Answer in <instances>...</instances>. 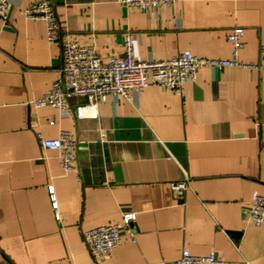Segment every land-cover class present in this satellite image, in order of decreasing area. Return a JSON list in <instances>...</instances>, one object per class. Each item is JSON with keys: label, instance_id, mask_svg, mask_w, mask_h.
<instances>
[{"label": "crops", "instance_id": "0c3cea01", "mask_svg": "<svg viewBox=\"0 0 264 264\" xmlns=\"http://www.w3.org/2000/svg\"><path fill=\"white\" fill-rule=\"evenodd\" d=\"M38 1L11 0L0 17V264H163L184 248L264 264V220L246 215L264 196V0H51L62 27L104 58L123 53L126 33L138 59L228 58L240 26V58L255 65L203 66L181 93L149 84L96 106L72 97L67 113L34 105L62 67L61 42L23 13ZM61 130L77 142L71 171L39 141ZM179 180L182 194L171 188ZM127 211L135 240L97 260L84 232Z\"/></svg>", "mask_w": 264, "mask_h": 264}, {"label": "built area", "instance_id": "2783aa9c", "mask_svg": "<svg viewBox=\"0 0 264 264\" xmlns=\"http://www.w3.org/2000/svg\"><path fill=\"white\" fill-rule=\"evenodd\" d=\"M11 0H0V17L6 18ZM124 5H133L141 9L158 8L170 5L176 0H119ZM27 18L43 20L46 25L47 39L50 43L61 42L62 67L61 76L55 80L52 88L34 100L36 107L57 108L62 113L68 112V101L72 97H82L87 104L96 106L110 95L122 94L129 96L132 90L142 89L149 84H155L177 93L182 92L183 85L195 80L200 68L211 66H255L241 60L240 50L244 46L243 27H235L228 34L232 43V54L228 58L200 57L184 50L167 59H138L134 54V35L125 34L122 54H110L102 57L95 45L90 42L80 43L75 34L64 29L58 18L51 0H40L23 10ZM81 115L82 106L76 108ZM54 123V120H50ZM42 146L59 152L60 163L65 171L75 169L76 138L69 130H61L57 137L40 136ZM188 186L187 180L171 183V188L182 194ZM53 205L57 201L52 194ZM247 217L255 224L264 220V196H256L247 207ZM137 218L135 211L123 213V219L117 223L101 224L84 232V237L97 260H102L112 253L121 243L134 241L133 224ZM125 234V235H124ZM221 260L215 253L196 255L188 248L181 255L163 264H220ZM149 264V263H147Z\"/></svg>", "mask_w": 264, "mask_h": 264}]
</instances>
